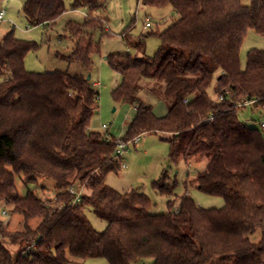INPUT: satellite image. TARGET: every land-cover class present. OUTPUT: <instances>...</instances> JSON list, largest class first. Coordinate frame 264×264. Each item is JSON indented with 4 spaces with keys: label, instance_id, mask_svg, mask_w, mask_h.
Masks as SVG:
<instances>
[{
    "label": "trees",
    "instance_id": "16d2710c",
    "mask_svg": "<svg viewBox=\"0 0 264 264\" xmlns=\"http://www.w3.org/2000/svg\"><path fill=\"white\" fill-rule=\"evenodd\" d=\"M142 1L170 5L178 17L158 33L154 57L107 56L121 77L115 100L137 110L120 141L127 148L140 134L163 133L173 160L206 156L193 182L223 197L224 206L203 208L185 194L176 210L152 213L145 193L108 185L106 176L120 171L122 158L118 140L90 126L99 92L83 74L27 70L25 58L37 43L12 30L0 41V201L22 214L23 228L9 231L0 222V264H77L68 253L110 264H264V127L242 120L237 104L257 98L253 106L264 107V49H252L245 66L240 56L249 29L264 34V0ZM83 5L90 9L85 24L68 26L75 42L70 59L90 69L99 51L92 30L104 27L97 13L104 6L103 0L72 4ZM23 9L40 23L56 20L67 5L26 0ZM136 46L144 49L145 41ZM144 92L169 103L168 113L158 117ZM210 114L214 118L207 120ZM17 175L25 182L53 179L63 207L48 205L32 190L19 195ZM82 184L91 193L75 202L69 190ZM173 186L166 170L154 182L167 195ZM87 207L107 222L104 230L93 226ZM34 217L41 218L36 228ZM258 230L263 236L253 241Z\"/></svg>",
    "mask_w": 264,
    "mask_h": 264
},
{
    "label": "rangeland",
    "instance_id": "374dc122",
    "mask_svg": "<svg viewBox=\"0 0 264 264\" xmlns=\"http://www.w3.org/2000/svg\"><path fill=\"white\" fill-rule=\"evenodd\" d=\"M25 1L0 0V10L6 11L5 19L0 23V41L7 32L14 30L17 38L37 43L25 58V67L29 71L63 70L86 77L90 75L91 83L99 92L98 110L90 124L91 128L108 133L117 140H125L128 127L136 117L137 110L130 103L115 100L113 90L120 83L121 77L114 71L107 56L113 53H131L138 57H154L161 44L158 33L178 17L177 13L170 5L155 7L144 4L142 0H103V11L97 13L104 17V27L92 30V37L99 51L92 55L93 64L88 69L82 63L70 59L75 42L68 26L70 23L83 26L90 12L89 7L83 5L73 8L74 0H65L67 9L56 20H42L38 23L25 13L23 9ZM242 1L244 4L251 3V0ZM146 17L151 19V27L146 26ZM141 39L145 41L144 49L136 46ZM252 49H264V34L249 29L240 51L243 66ZM143 96L152 105L158 117L168 113L169 103L161 97L147 92H144ZM238 115L250 126L261 127L264 107H243ZM104 124L106 128H103ZM165 135L144 133L136 138L135 143L129 142L121 154L120 171L109 173L105 179L106 183L121 192L134 189L145 193L151 200L149 211L152 213L176 210L181 197L185 194L190 195L203 208L223 207L225 204L223 197L207 194L193 182L197 172L205 168L207 157L202 155L189 160L182 158L173 160L170 156V142ZM165 170L174 185V192L171 195L163 194L154 187V182L160 179ZM16 185L21 196L32 190L48 205L59 208L63 204L57 202L56 182L53 179L42 177L38 178V181L25 182L21 175H17ZM82 186L83 193H91L89 187L84 184ZM85 211L97 230H104L107 227V222L99 218L91 207H87ZM22 220V214L14 211L13 204L0 201V222H3L7 230H22ZM40 222V217L30 220L33 228ZM262 236L261 230L250 235L253 241H259ZM9 247L16 250L18 246L10 244ZM68 258L75 260L77 264H110L103 257L78 259L68 253Z\"/></svg>",
    "mask_w": 264,
    "mask_h": 264
},
{
    "label": "built area",
    "instance_id": "2783aa9c",
    "mask_svg": "<svg viewBox=\"0 0 264 264\" xmlns=\"http://www.w3.org/2000/svg\"><path fill=\"white\" fill-rule=\"evenodd\" d=\"M6 16V11L5 10H0V23L5 19ZM145 23L146 26L151 27L152 26V22L151 19L149 17H146L145 19ZM95 85H98V83H95ZM219 100H223V96L218 97ZM187 101V100H186ZM258 103V99L257 98H243L241 101H238L237 104L239 107L243 108L246 106H253L255 104ZM214 115L210 114L209 117L207 118V120H211L213 119ZM260 125L262 127H264V118L263 120L260 122ZM107 126L104 124L103 128H106ZM118 151L122 154V152L126 149V143L123 141L118 140ZM70 193L75 195V202H79L81 200L82 194H83V188H77L74 185L70 188ZM63 207V204L60 205V209ZM6 213V212H4ZM34 245L30 246L33 247ZM29 248V249H30Z\"/></svg>",
    "mask_w": 264,
    "mask_h": 264
},
{
    "label": "water",
    "instance_id": "95a60500",
    "mask_svg": "<svg viewBox=\"0 0 264 264\" xmlns=\"http://www.w3.org/2000/svg\"><path fill=\"white\" fill-rule=\"evenodd\" d=\"M90 77H91V76L89 75L87 78L90 79Z\"/></svg>",
    "mask_w": 264,
    "mask_h": 264
}]
</instances>
